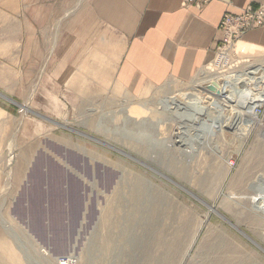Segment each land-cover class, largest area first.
Returning <instances> with one entry per match:
<instances>
[{
  "label": "rangeland",
  "instance_id": "374dc122",
  "mask_svg": "<svg viewBox=\"0 0 264 264\" xmlns=\"http://www.w3.org/2000/svg\"><path fill=\"white\" fill-rule=\"evenodd\" d=\"M33 3L0 0V242L17 262L264 264V221L251 200L264 194H255L264 183V102L246 127L233 101L220 99L229 111L208 118L228 119L208 134L159 104L196 84L215 99L208 81L264 68V58L235 54L240 42L218 44L191 80L130 96L104 78L105 68L63 78L69 18L60 11L52 20L50 7ZM91 24L101 49L118 44ZM114 56L85 58L103 67ZM93 76L107 84L89 85ZM140 106L148 114L122 117Z\"/></svg>",
  "mask_w": 264,
  "mask_h": 264
},
{
  "label": "crops",
  "instance_id": "0c3cea01",
  "mask_svg": "<svg viewBox=\"0 0 264 264\" xmlns=\"http://www.w3.org/2000/svg\"><path fill=\"white\" fill-rule=\"evenodd\" d=\"M62 1L34 0L32 5L50 7L48 14L52 20L60 11L69 18L61 34L59 51L62 75L67 71L63 78L70 80L71 72L80 68H105L104 78L130 96H139L148 87L162 86L170 80H191L222 39L218 27L224 13L235 15L247 7L264 5V0H208L206 3L202 0L190 3L185 0H67L68 8L61 9ZM40 13H36V20ZM91 23L115 34L118 44L109 43L101 49L100 32H97L98 41H94L95 37L91 39L95 32ZM239 42L233 49L235 54L264 58V53L259 51L264 49V26L245 33ZM106 50L115 56L103 67L100 58L98 61L85 58L88 53L94 57ZM87 77L86 72L84 78ZM90 78L92 81L88 84H107L99 81V77ZM259 191L264 192V183L258 185L255 194ZM0 249L4 257L0 256V264L2 259L8 264H19L3 241Z\"/></svg>",
  "mask_w": 264,
  "mask_h": 264
},
{
  "label": "bare ground",
  "instance_id": "6f19581e",
  "mask_svg": "<svg viewBox=\"0 0 264 264\" xmlns=\"http://www.w3.org/2000/svg\"><path fill=\"white\" fill-rule=\"evenodd\" d=\"M207 83L210 85V86L208 85L209 87L208 86L207 87L209 90H211V94L215 96V99L211 95H208L206 97L202 96L203 92L201 93L200 91L201 88L199 89L196 88L199 87V84L198 85L196 84L194 88L191 89L192 92L190 93L187 92L180 96L178 95L179 98L176 100L165 98L159 104L161 106L165 105L166 109L171 111L172 114L174 115H176V111H174L175 109L176 110L180 109L179 112L184 111L181 113L182 115L180 117L189 119L190 122L197 121L201 123L202 125H200V131L202 132L207 131V134L208 132L218 131L221 128L223 129L224 127L223 125L225 124V121L228 119L227 117L225 118V120L221 119L219 122L217 118H216L217 121L208 118L209 116H211L210 115L211 110H214L215 114L216 112H218L219 116L221 115L222 112H224L225 109L228 110V108H226L220 102V99L222 98L231 99L233 101V105L231 106V108L233 109L236 108L237 111L241 112V116L244 119H246L243 121L241 120L242 126L247 127L248 125H252L257 121L256 114L254 113V109L260 107L264 102V68H262V66L252 69L250 68V70L243 71L240 75H237L236 77H230V78L220 77L217 79L210 80ZM206 99L210 100L208 105L204 104ZM130 111L128 115H122V117L124 119L126 118L125 120H129V121L133 119V122L134 119L135 120L139 119V117L142 114L145 113L148 114L147 113L148 111L141 106H140V110L136 108L134 109L132 108V114L130 113ZM186 112H188L189 114H186ZM216 117H218V115H216ZM205 122L207 124L203 126ZM178 142L181 143V140H179ZM263 197L264 194H256L255 197L254 198L252 197L253 199H251L254 208L258 211L260 210ZM4 222L6 224L5 226L9 228L10 224L8 222L6 223V221ZM11 233L13 234L12 229H11Z\"/></svg>",
  "mask_w": 264,
  "mask_h": 264
},
{
  "label": "built area",
  "instance_id": "2783aa9c",
  "mask_svg": "<svg viewBox=\"0 0 264 264\" xmlns=\"http://www.w3.org/2000/svg\"><path fill=\"white\" fill-rule=\"evenodd\" d=\"M202 1L206 3L208 0ZM185 2L190 3L192 0H185ZM263 26L264 5H258L257 7H247L239 14L235 15L228 12L224 13L218 27L219 31L222 32V39L218 44L222 46H231L234 43L239 42L245 33L259 29ZM258 109L260 110V107H258ZM259 213L262 215V219L264 221V197L261 202Z\"/></svg>",
  "mask_w": 264,
  "mask_h": 264
}]
</instances>
